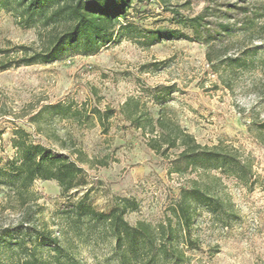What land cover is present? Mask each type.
Masks as SVG:
<instances>
[{"label":"rangeland","instance_id":"1","mask_svg":"<svg viewBox=\"0 0 264 264\" xmlns=\"http://www.w3.org/2000/svg\"><path fill=\"white\" fill-rule=\"evenodd\" d=\"M172 4L191 18L209 8L214 15L207 16L206 27L216 30L218 24L227 23L230 35L211 46L176 38L147 46L123 36L95 54L71 46L55 62L15 66L24 56L22 46L41 51L56 27L26 28L12 13L0 11V166L16 156L14 141L20 138L17 130L23 129L26 140L71 155L88 180L67 196L56 181L36 180L34 195L24 207L16 196L1 192L0 264H21L30 257L31 245L23 250L15 245L22 237L59 228L68 231L69 251L77 264H118L107 232L88 229L84 223L82 237L77 238L58 216L61 205L68 199L77 201L87 191L88 201L99 211L130 198L139 207L128 211L126 220L131 225L145 221L158 226L174 218L172 205L181 190L193 187L209 193L220 206L216 210L194 205L190 233L185 239L177 233L184 264H264V146L258 135L264 123V0ZM171 9L154 2L149 14L133 12L128 20L145 32L170 28L191 34L177 23ZM245 25L247 30L242 29ZM253 49L257 52L246 68L218 62L244 57ZM5 64L14 66L2 69ZM57 104L66 112L56 114L48 108ZM135 104L155 121L163 108L202 146L236 154L250 165L249 180L215 167L171 172V161L181 148L164 154L153 149L151 141L161 130L157 127L152 133L148 125L138 128L128 119ZM95 110L103 113V122ZM26 219L29 222L16 233Z\"/></svg>","mask_w":264,"mask_h":264},{"label":"trees","instance_id":"2","mask_svg":"<svg viewBox=\"0 0 264 264\" xmlns=\"http://www.w3.org/2000/svg\"><path fill=\"white\" fill-rule=\"evenodd\" d=\"M174 0H0V11L12 13L23 27L54 26L48 43L41 51L22 46L24 56L15 66L31 65L35 63H52L58 60L68 47L75 46L83 54L91 55L102 47L116 41L117 38L129 36L147 46L154 45L161 39H197L211 46L222 43L223 36H229L231 28L227 23L218 24L217 29L206 27L209 8L195 17L182 16L173 6ZM157 2L163 9H169L175 14L177 23L191 30L188 34L179 29L163 28L145 32L135 22L128 20L130 14L151 12L153 3ZM219 17V16H218ZM247 30L245 25L242 28ZM143 37V38H142ZM143 39V42H141ZM257 49L247 51L244 57L220 58L219 63L227 64L231 68H246L250 64L251 56ZM211 61V54L208 53ZM14 65H3L7 69ZM158 99V97H157ZM164 104V100L159 101ZM131 102H126V107ZM135 110L127 113V118L138 128L155 132L161 130L159 136L153 138L151 147L162 154L172 148H181L178 155L171 161V172L184 173L195 167L222 168L237 179L247 182L251 173L250 165L242 161L232 152L221 148H208L197 142L195 137L184 131L179 124H175L161 108L160 115L154 118L142 114L135 104ZM56 114L65 113L61 105L48 107ZM96 111V110H95ZM103 122V113L96 111ZM112 113V112H111ZM109 118V114H105ZM146 117V118H144ZM145 123V124H144ZM260 141L264 146V123L259 128ZM20 138L14 141L17 149L16 156L0 166V193L14 195L21 206H25L31 195L32 186L36 180L58 183L61 194L69 195L88 184L85 169L74 161L71 155L56 152L41 143L26 140L27 133L18 129ZM165 145V148L163 149ZM6 189V190H4ZM34 197V196H33ZM88 191L77 201L68 199L64 202L58 216L64 225L81 239V228L84 223L88 229L100 227L107 232L113 244V255L118 264H184L185 252L181 243L177 241V233L181 232L185 239L190 233L194 205L201 203L208 207L219 209L220 204L209 193L198 187L184 188L179 199L172 205L173 219L161 222L158 226L139 221L131 225L125 218L128 211H135L139 205L136 200L121 198L109 210L99 211L88 201ZM36 200V198H35ZM26 219L21 221L15 232L20 233ZM7 235H13L9 232ZM5 243V240L1 244ZM71 240L68 231L59 228L58 231L44 229L29 239L22 237L15 242L20 250L31 245L30 257L21 264H77L75 257L70 254ZM186 245L185 242L182 243ZM20 264V263H19Z\"/></svg>","mask_w":264,"mask_h":264}]
</instances>
